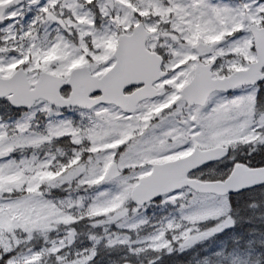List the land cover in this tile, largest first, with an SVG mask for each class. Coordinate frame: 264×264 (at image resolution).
I'll return each instance as SVG.
<instances>
[{"label": "snow or ice", "instance_id": "obj_1", "mask_svg": "<svg viewBox=\"0 0 264 264\" xmlns=\"http://www.w3.org/2000/svg\"><path fill=\"white\" fill-rule=\"evenodd\" d=\"M0 25V101L47 121L0 124V264H155L231 227L230 192L264 196V167L195 172L264 146V0H0ZM152 205L179 220L133 240Z\"/></svg>", "mask_w": 264, "mask_h": 264}, {"label": "rangeland", "instance_id": "obj_2", "mask_svg": "<svg viewBox=\"0 0 264 264\" xmlns=\"http://www.w3.org/2000/svg\"><path fill=\"white\" fill-rule=\"evenodd\" d=\"M213 3H234L238 2V0H212ZM34 15V13H29V16ZM28 16L25 17V20L21 23H26L28 20ZM9 23V22H5ZM3 27V25H2ZM20 25H17V30H19ZM55 27V25L50 26L49 28H41V34H44L45 32L51 33L52 29ZM52 60L55 59V56L50 58ZM74 67H79V65H69L68 71H72ZM225 95V94H224ZM233 94L226 95L229 98H231ZM4 101H0V124H8L12 125L13 123L20 121L22 119H30L33 124H39L40 127L37 129L38 131H43L44 124L47 123L45 120V117L40 114L36 113L34 117L30 115L28 111H22L19 114H15L14 111L9 107L8 109H5L3 107ZM258 107V105H257ZM260 110V109H259ZM264 111V110H260ZM23 113V115H22ZM49 119L54 120H64L69 119L73 122H76L80 119V117L71 111H61V114L59 116H53L49 117ZM58 142V141H57ZM55 143L51 146V150L55 152L57 146L60 147L62 151H64L66 154H70V148L71 145H65L61 146L59 143ZM244 145H237L234 149L230 150V157L232 159L227 158L224 162L219 164H214L211 166H208L198 172L203 173V175L200 176V179H210L215 180L218 176L221 174H226L233 163H235V160L241 155V151L243 150ZM64 195H66L63 192H60L59 190H53L52 196L54 198H62ZM228 203L229 199L228 198ZM230 206V204H229ZM178 206L173 205H152L147 207L144 210V217L147 220V223L142 227L141 230H139L136 234L132 235V239H145L147 236L152 234L154 232V229L159 226L162 220H168V219H175L179 220V212L177 210ZM231 209V208H230ZM258 208L252 207L253 212V218H254V226H256V229L250 231V234H252L251 238L247 241H244L240 243L238 240V243H231L230 244V238L231 236L234 238H237L238 232V226L242 225L241 222L235 220L231 210L229 212V215L232 217L234 223L231 227L225 228L220 232H217L213 234L212 236L208 237L207 239L201 240L199 242L194 243L191 247H188L184 250H174L171 254H160V259L155 261V264H160L161 261L164 258H170V257H181V256H187L189 261L182 263V264H264V212L259 214L256 213L254 210H257ZM216 222L215 221H207L204 222L198 227L201 231H205L208 228H211L214 226ZM78 232L87 233L88 229L86 226H81L77 228ZM99 231V230H96ZM235 231V235H234ZM171 234H169L168 238L170 239ZM239 238V237H238ZM237 244L238 246H233ZM89 245V241L87 240L86 235H81L79 240L77 241L78 247H85ZM107 255V258L104 257L103 259H98L100 261V264H110V262H115V264H121V258L127 255V250H111L107 251L105 253H101ZM112 255V257H110ZM155 254L153 253H146L141 254L138 258L137 257H129V264H149V260L153 259ZM134 262V263H132ZM178 264V263H173Z\"/></svg>", "mask_w": 264, "mask_h": 264}, {"label": "trees", "instance_id": "obj_3", "mask_svg": "<svg viewBox=\"0 0 264 264\" xmlns=\"http://www.w3.org/2000/svg\"><path fill=\"white\" fill-rule=\"evenodd\" d=\"M258 109L264 110V102L258 103ZM21 111H14L15 114H19ZM59 145L64 146V143L62 141H58ZM243 163L247 164L248 166H255V167H264V146H257V151L253 152L251 155H249V146L244 147L241 151V155L235 160V163ZM222 164V163H221ZM229 204L231 208V212L235 218V220L241 222L242 225L238 226V234L237 238H234V236L230 238V244L231 243H240L247 241L250 239L252 234H250V231L254 228L256 229V226L253 228L255 224V220L253 218V212H252V205H255L257 210H254L256 213H263L264 212V196H261L259 193H243L241 195L232 196L229 199ZM235 235V231H234ZM239 237V238H238ZM238 240V241H236ZM233 246H238L237 244ZM104 257L107 258V255L98 253L97 259H103ZM112 257V255H110ZM189 259L187 256H181V257H170V258H164L160 264H173L178 263L182 264L185 262H188ZM134 263V262H132Z\"/></svg>", "mask_w": 264, "mask_h": 264}, {"label": "water", "instance_id": "obj_4", "mask_svg": "<svg viewBox=\"0 0 264 264\" xmlns=\"http://www.w3.org/2000/svg\"><path fill=\"white\" fill-rule=\"evenodd\" d=\"M0 27H2V25H0ZM225 94H232V93L229 92V93H225ZM11 109H13V110H15V111H28L27 109H17V108H11ZM66 110H67V109H61V111H66ZM229 155H230V150H229L228 156H226V157H224V158H222V159H220V160L208 161L206 164L200 165L199 168H198L197 170H195V172H198V171H200L201 169L206 168V167H208V166H211V165H214V164L220 163V162L226 160V159L229 157ZM261 187H264V186H261ZM248 191H250V190H248V189H243V190H241V191L238 192V193H231V192H230V193L228 194V197L236 196V195H240V194L245 193V192H248Z\"/></svg>", "mask_w": 264, "mask_h": 264}]
</instances>
